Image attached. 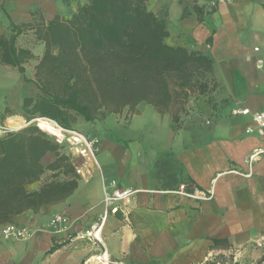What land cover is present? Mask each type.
I'll list each match as a JSON object with an SVG mask.
<instances>
[{
    "label": "crops",
    "instance_id": "1",
    "mask_svg": "<svg viewBox=\"0 0 264 264\" xmlns=\"http://www.w3.org/2000/svg\"><path fill=\"white\" fill-rule=\"evenodd\" d=\"M205 1L149 0L147 6L166 21L167 43L212 59L215 87L194 97L195 107L175 122L144 103L127 118L110 114L97 124V165L89 177L66 199L18 215L15 224L27 236L0 235V264H208L233 251L248 254L264 235V155L246 163L254 148H264L252 118L264 107V0H219L214 7L202 6ZM76 3L0 0V37L22 47L18 36L31 24L65 15ZM24 75L0 59V126L22 123L12 116L32 89ZM112 180L137 190L128 216L108 213L101 242L78 238L102 217ZM180 185L196 193L175 192ZM57 213L69 221L52 224Z\"/></svg>",
    "mask_w": 264,
    "mask_h": 264
},
{
    "label": "trees",
    "instance_id": "2",
    "mask_svg": "<svg viewBox=\"0 0 264 264\" xmlns=\"http://www.w3.org/2000/svg\"><path fill=\"white\" fill-rule=\"evenodd\" d=\"M148 1L77 0L65 15L31 24L44 50L35 66L38 92L22 103L27 120L47 117L71 129L78 117L90 122L126 107L135 114L145 103L175 122L181 109L172 111L174 103L182 105L191 90H212V59L186 45L167 43L166 21ZM31 56L30 49L15 47L13 38L8 43L0 37L2 62L23 74L22 63ZM24 80L30 79L24 75ZM49 152L54 159L45 165L42 160ZM48 169L56 175L27 189ZM78 180L59 144L34 123L0 135V226L66 199Z\"/></svg>",
    "mask_w": 264,
    "mask_h": 264
},
{
    "label": "built area",
    "instance_id": "3",
    "mask_svg": "<svg viewBox=\"0 0 264 264\" xmlns=\"http://www.w3.org/2000/svg\"><path fill=\"white\" fill-rule=\"evenodd\" d=\"M219 0H206L201 5L202 6H208V7H214ZM256 49V47H255ZM241 109H233V113L241 112ZM252 118L254 121L255 129L256 131L264 135V107L260 110L254 112L252 114ZM49 121L52 120L47 117H37L32 119L30 122H34V124L41 130L48 132L49 134L53 135L55 137V140L59 143L66 142L70 148L74 151V153L79 156L84 161V166L77 167L75 166V170L79 174H85L89 171V168L85 166L87 162H94L97 165V159H96V152H97V139L92 136H88L85 133L78 131L76 129H67L62 126H60L56 121H54L55 126L58 128L59 132L55 133L52 131H49L42 127L40 124V121ZM12 129H9L8 127H2L0 126V131L8 132ZM252 129L249 128L248 131H251ZM262 155H264V148L258 147L254 148L246 157V163L248 164V167H251L254 162H256ZM111 186V189H108L107 186L104 189V212L102 217L100 218L99 222L96 224L95 227H91L89 230H85L84 232L78 233V238H89L94 237L96 240L100 241L99 232L101 227L104 224V221L106 219V216L108 213H116L120 212L124 217H127L129 214V207H128V201L130 198L136 193L137 190L129 189V188H119L116 186V182L114 180L110 181L108 184ZM185 185H180L178 189L175 191L177 193H181L187 196H192L196 191L189 192L185 190ZM205 197V196H202ZM69 221L68 217L64 213H57L53 215L51 222L52 224H64ZM0 235L3 238H23L27 236V229L26 227L18 226L15 223H7L3 225L0 229ZM104 253L102 254L103 257ZM101 256L97 257V260H100ZM111 264H121L120 261H112Z\"/></svg>",
    "mask_w": 264,
    "mask_h": 264
},
{
    "label": "rangeland",
    "instance_id": "4",
    "mask_svg": "<svg viewBox=\"0 0 264 264\" xmlns=\"http://www.w3.org/2000/svg\"><path fill=\"white\" fill-rule=\"evenodd\" d=\"M17 42H18V45H23L22 47H25V48L30 47L32 49V51L30 50L32 53V56L30 58H28V59H30V61H27L28 59L25 61V62H28L25 70L27 71V75H28L27 78L30 79L31 86H32L31 92L28 96H35V94L38 92V90L34 84V81H33L35 78V66H36L37 62L39 61V58L41 57V55L43 53L44 44L40 40L36 39V36L34 34V29H32V28L29 29V31H23L18 36ZM197 95H200V94L197 93L195 91V89H194V91L191 90L190 92H188V96L186 97V99L184 101H182L183 102L182 105L179 104V102H176L170 107V109L172 111H175L177 109L178 110L181 109V111L179 112V115L184 114L185 111L187 112L188 110H192L195 107V102H196L195 98L197 97ZM142 104H144V103H142ZM142 104H140V105H142ZM140 105L138 106V110H139ZM23 112L24 111H23L22 106H21L20 111H18V113L16 115L12 116V121H14V120L15 121H21L22 126L16 127V126L10 124L8 122V120L4 124H2L1 126L2 127H8L9 129H12L11 131H15V130L24 128L30 124H33L34 122H30V121H32V119L37 118V117L35 116V117L27 120V115L24 114ZM114 114L120 115L119 117H123L125 115L124 118H127L128 115L131 114V112L126 107L122 110L121 113H114ZM108 115H110V114H108ZM108 115H106L102 119H96V120L90 121V122H86L82 118L78 117L72 128L76 129L78 131H81L88 136L97 137L96 136L97 134L95 133L96 132V125L101 123ZM106 126H107V124L105 125V127ZM42 127H44L45 129H47L49 131L58 133V131L53 129V126L48 125L46 123H43ZM4 133H6V132L0 131V135H2ZM46 133L55 139V137L53 135L49 134L48 132H46ZM57 143L59 144V151L61 153H64L65 155H67L69 157V159H70L71 163L74 165V167L75 166H77V167L84 166L83 165L84 164L83 159H81L79 156H77L66 142H61V143L57 142ZM97 156H98V154L96 155V157ZM53 159H54V153L49 152L44 156L42 162H43V164L46 165V164L50 163ZM85 166L87 168H89V171L86 172L84 175L76 172V174L79 176L78 184L89 177V175L91 173V167L96 166V164L94 162H87L85 164ZM55 173H56L55 171L53 172L49 169L46 170L44 172V174L41 176L40 180L28 185L27 189H29V190L36 189L45 181L52 179L54 177V175H56ZM61 177H62V175L59 174L58 178H61ZM253 243L254 244H250L251 251H249V253L246 255L240 251H233L232 254H226V256H220V257H216V258L213 257L212 259L208 260V264H264V254H263L264 235L262 237H259L258 240H256ZM236 249L241 250L242 248L237 247ZM254 249L260 253V256L258 258L253 255V253H256ZM259 259H261V261H259Z\"/></svg>",
    "mask_w": 264,
    "mask_h": 264
},
{
    "label": "bare ground",
    "instance_id": "5",
    "mask_svg": "<svg viewBox=\"0 0 264 264\" xmlns=\"http://www.w3.org/2000/svg\"><path fill=\"white\" fill-rule=\"evenodd\" d=\"M41 122H44V123H46V124H48V125L53 126V129L59 132V130H58V128L55 126L53 120H49V121H43V120H41V121H40V124H41ZM14 126H16V127H20V126H22V123H18V124L14 125ZM10 128H11V127H10Z\"/></svg>",
    "mask_w": 264,
    "mask_h": 264
}]
</instances>
